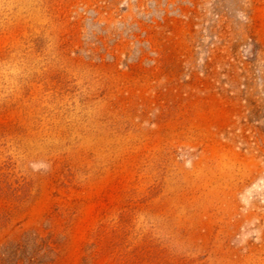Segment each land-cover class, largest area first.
<instances>
[{
	"label": "rangeland",
	"instance_id": "obj_1",
	"mask_svg": "<svg viewBox=\"0 0 264 264\" xmlns=\"http://www.w3.org/2000/svg\"><path fill=\"white\" fill-rule=\"evenodd\" d=\"M23 233L264 264V0H0V251Z\"/></svg>",
	"mask_w": 264,
	"mask_h": 264
},
{
	"label": "trees",
	"instance_id": "obj_2",
	"mask_svg": "<svg viewBox=\"0 0 264 264\" xmlns=\"http://www.w3.org/2000/svg\"><path fill=\"white\" fill-rule=\"evenodd\" d=\"M41 250L45 252L51 250L46 240L38 238L37 235L23 233L16 240L3 245L0 251V264H37L39 262L37 254Z\"/></svg>",
	"mask_w": 264,
	"mask_h": 264
}]
</instances>
